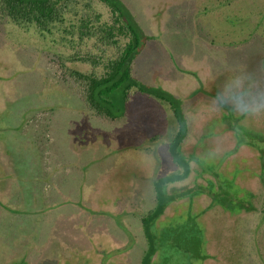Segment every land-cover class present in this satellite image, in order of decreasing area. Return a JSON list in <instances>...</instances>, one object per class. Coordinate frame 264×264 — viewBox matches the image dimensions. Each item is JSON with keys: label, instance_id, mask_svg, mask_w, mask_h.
I'll return each instance as SVG.
<instances>
[{"label": "rangeland", "instance_id": "374dc122", "mask_svg": "<svg viewBox=\"0 0 264 264\" xmlns=\"http://www.w3.org/2000/svg\"><path fill=\"white\" fill-rule=\"evenodd\" d=\"M122 1L152 37L133 73L181 100L188 127L181 150L194 157L150 223L155 253L144 259L142 220L166 203L155 181L176 170L163 141L173 125L170 106L135 92L121 118L92 115L60 68L66 48L4 20L0 264H264V181L248 182L257 213L234 207L243 194L235 184L245 185L259 162L248 144L263 148L264 113L242 116L216 102L233 76L251 77L264 91V0ZM211 185L235 202L231 211L206 208Z\"/></svg>", "mask_w": 264, "mask_h": 264}, {"label": "trees", "instance_id": "16d2710c", "mask_svg": "<svg viewBox=\"0 0 264 264\" xmlns=\"http://www.w3.org/2000/svg\"><path fill=\"white\" fill-rule=\"evenodd\" d=\"M98 5L105 9V16L97 8ZM4 20L26 30L34 29L40 34L54 36L57 43L66 48L68 53L59 56L60 68L73 81L85 109L92 115L109 121L121 118L135 92L147 94L170 106L169 115L173 125L163 141L168 145L176 170L155 181L156 187H159L158 194L166 203L142 220L148 243V253L144 259L149 260L156 250L155 233L150 230V223L163 215L166 204L171 200L170 191L175 188L171 185L189 176L192 171L190 161L194 158L192 153L185 154L181 150L188 128L181 100L161 87L142 83L133 73L136 57L152 37L142 30L122 0H0V21ZM66 62L83 64L89 69L66 66ZM238 119L237 115L233 117L237 123ZM233 137L238 148L242 142H239L237 135ZM151 139L159 137L153 136ZM248 145L258 151L263 169L264 146L256 149L254 145ZM239 185L237 190L241 191ZM212 189L213 199L206 208L219 205L224 211H231L235 202L218 192L216 186H212ZM228 199L231 203H228ZM234 207L238 208V205ZM184 240L187 241L186 238ZM199 242L204 245L201 240ZM188 247L193 250L192 241L188 242ZM16 264L28 263L19 259Z\"/></svg>", "mask_w": 264, "mask_h": 264}, {"label": "clouds", "instance_id": "9594fccd", "mask_svg": "<svg viewBox=\"0 0 264 264\" xmlns=\"http://www.w3.org/2000/svg\"><path fill=\"white\" fill-rule=\"evenodd\" d=\"M216 102L221 106H230L242 116L264 113V91L255 86L251 77L228 78L217 93Z\"/></svg>", "mask_w": 264, "mask_h": 264}, {"label": "flooded vegetation", "instance_id": "af4514ba", "mask_svg": "<svg viewBox=\"0 0 264 264\" xmlns=\"http://www.w3.org/2000/svg\"><path fill=\"white\" fill-rule=\"evenodd\" d=\"M242 146L243 145L238 146V149ZM254 158L258 159L259 162L253 168H251V167L249 168L250 172L252 171L251 175L248 176L247 181H246L247 183H245V185H242L240 187L241 190H243V194H242V197H240V195H239V197L241 199H239V200L237 199V205L240 209L239 211L246 212V213H253V212L257 213L256 210L258 209L257 206L254 204V198L256 197L255 191L250 186V184L248 182H250V180H254L258 184V183H262L264 181V168L261 169V161L259 159L258 154L255 155ZM240 192L242 193V191H240ZM261 212H264V211L261 210ZM263 215H264V213H263ZM260 221H261V223H263L264 219H261ZM206 241H207V239L204 240L205 243H206ZM208 242H209V239H208ZM237 261L238 260H236V261L234 260V264H237Z\"/></svg>", "mask_w": 264, "mask_h": 264}]
</instances>
